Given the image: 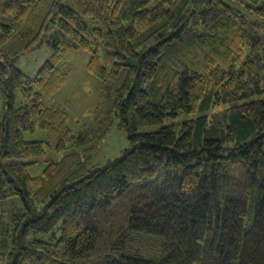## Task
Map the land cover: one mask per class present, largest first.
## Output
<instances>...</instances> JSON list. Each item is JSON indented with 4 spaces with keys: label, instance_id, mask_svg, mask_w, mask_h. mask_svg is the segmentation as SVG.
Here are the masks:
<instances>
[{
    "label": "trees",
    "instance_id": "1",
    "mask_svg": "<svg viewBox=\"0 0 264 264\" xmlns=\"http://www.w3.org/2000/svg\"><path fill=\"white\" fill-rule=\"evenodd\" d=\"M263 93L264 0H0V264H264Z\"/></svg>",
    "mask_w": 264,
    "mask_h": 264
},
{
    "label": "rangeland",
    "instance_id": "2",
    "mask_svg": "<svg viewBox=\"0 0 264 264\" xmlns=\"http://www.w3.org/2000/svg\"><path fill=\"white\" fill-rule=\"evenodd\" d=\"M47 57L48 48L42 47L39 50L35 49L31 53L19 56L16 60V65L28 76L34 77L47 60ZM89 58V51L77 49L73 52L68 64L67 82L55 96V101L62 108L69 111L71 125L75 131H79L83 124L92 122L94 117L93 107L104 86L102 80L89 73L87 68ZM261 96H264V93ZM45 137H47V134L43 130H38L33 134V139ZM125 137L126 134L115 124L106 137L107 139L99 148L106 152L111 148L114 150L112 156H119L122 154L121 150L124 146L117 147V145L124 141L127 144L128 141L127 138L125 140ZM42 167L41 165V167L39 166L34 170L36 174L41 172Z\"/></svg>",
    "mask_w": 264,
    "mask_h": 264
}]
</instances>
